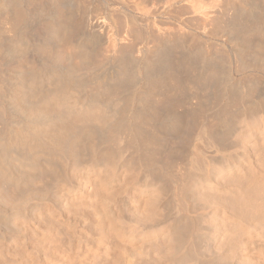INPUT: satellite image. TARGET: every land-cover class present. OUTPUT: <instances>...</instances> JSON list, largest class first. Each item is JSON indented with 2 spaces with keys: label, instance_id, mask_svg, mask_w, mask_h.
<instances>
[{
  "label": "rangeland",
  "instance_id": "374dc122",
  "mask_svg": "<svg viewBox=\"0 0 264 264\" xmlns=\"http://www.w3.org/2000/svg\"><path fill=\"white\" fill-rule=\"evenodd\" d=\"M72 1L73 0H68V2L71 3ZM121 1L122 0H86V2H88L87 6V4L84 3L85 0H82L83 4L86 5V7L91 8L93 5V7L95 6L94 8L98 9L97 11L95 9L93 11L94 13L92 12L94 8L92 7V10L90 9V13H93L92 15L90 14V18L91 20L95 21V19L98 18V16L96 18L95 16L100 15V19L98 20L104 21L102 23L105 24L106 35L112 34L111 32L109 33V31H114V28H112V30H109L111 29V26L113 27L109 14L114 13L116 16L115 18H117V16L119 17V19H116L118 22V27L120 26L118 30L119 38H123L122 40L120 39L119 42V44L122 45H119V48H117V51H115V53H117V56H113L114 52L108 53L106 47L103 48L104 46H106L105 43V45L97 44L96 46V43H99L97 37L100 31L98 30V28L93 29L95 30L96 35L94 33H92L91 36H81L82 34H77L78 37L76 36L74 40V47L71 48V45L69 46V44L62 46V48H60L61 53L56 54V56H54L55 53L53 52V48L56 44L54 40H58V37H60V35H63L62 33H51L50 36L53 37L47 35L49 38L46 36L44 38L45 41L43 39L44 42L43 44H40L41 47L37 44V39H34V37H36L35 33H33L35 22L32 20L27 22L28 24L23 23L20 27L24 29L22 32L24 33L23 35L21 34V30H19L20 32H16L17 34L20 33V35L14 34L15 31L14 33H10H13V38L17 37V41L19 42V44H17L16 41L15 46L14 43H10L12 45L7 43L8 46L6 44V46L10 48L12 46V48H9V50L11 51V53H13H7L6 57L3 55L4 57L2 60L5 62H3L4 64H0V79L2 80H0V139L2 141H0V171H2L0 172V264H117L118 259H120V256L122 255V253L120 254V252L123 249L124 244L129 243V245H131V241L128 242L129 239L123 240L121 235L117 236V234H120L119 229L116 230V228H118V225H116L117 223L113 224V221H110L109 219H103V222V220L100 221V219L95 216L96 214L92 205L93 203L90 205L93 197L90 196L91 194H89L93 191H99L100 193L105 191L104 193L108 194L112 193L113 191L112 195L116 194V196L114 195L116 199V206L119 210V213H121L120 222L122 224L124 223L123 225H126L125 227H127V225H130V223L140 224L138 230H135V234L138 238H140V241L144 242L145 250L149 248V253L142 259L139 258V263L135 264H264V166H262V164L264 165V157H262L264 155V148H262V146L264 147V123L259 120L261 123L260 124L257 121V115L259 114V105L260 103L261 105L264 104V49H260V51L258 50L259 44L261 42L263 43L264 41L263 35L258 34L262 33L260 32V28L264 27V0H247L248 4H244L240 0H216L217 2H220V4H223L221 5L224 7H222V10H220L221 6L219 3L214 2V4L212 5L213 0H206V3H209H207L208 6L211 3V8L209 6L210 9H208L206 3L203 2L204 0H201L199 2H203L205 3V6H207L205 10L206 15L211 16L214 14L212 16L213 20L211 19V17L209 18L211 20V23L208 22L209 20H205V11L203 14L202 12H200V14L204 17L200 16V14L198 13L200 10L198 9L196 10L200 17H198L196 11L194 13L192 12L194 11V9L192 8H195V6L199 3L197 0H188V2L186 0L187 5L185 0H175V2H173L174 6L172 4L173 9L170 6L171 9H165V11L162 8L164 6L161 5L166 2L165 0V2L162 0V3H160L161 0H145V4L141 0H133L131 1V4H128L129 1L127 0L128 3L125 2V4H128L129 7L126 5H122ZM134 1L136 2V4L141 1L142 4L136 5L133 3ZM229 1L234 3H231L230 5ZM193 2H197L195 3L196 5L193 4ZM175 3L178 4L176 7ZM156 4H158V6ZM181 4L183 5L181 6ZM120 5L122 6L123 10L120 8ZM133 5L135 6L133 7ZM159 5H161V7ZM202 5L198 8L204 7ZM216 5H219L220 8L218 6L217 7L219 9L216 8ZM242 5V10H240L239 7H241ZM245 5L248 7H246ZM149 6L151 8H148ZM155 6L157 8H155ZM174 7L175 9L177 8L176 11ZM108 8V13L111 12L109 14H107ZM112 8L116 9L112 10ZM187 8H189L190 10H186ZM137 9H139V11ZM181 9L185 10V12ZM116 10L120 12H115ZM236 10H239L240 12ZM159 11H161V13H159ZM201 11H203V8ZM248 11H250V14L248 13ZM146 12L149 13L147 14ZM208 12L209 14H207ZM128 13L131 14L129 15ZM192 13L196 15H192ZM236 13H239L238 17ZM240 13L242 15H240ZM217 14H221L220 17H218ZM245 14L248 16H245ZM260 14L262 16V19L260 18ZM134 15L136 17H134ZM250 15L253 16V21L250 19H248V21L246 19L248 17L251 18ZM195 16L196 19L194 18ZM240 16L242 17V20L240 22H244L243 19L245 18V20H247V22L249 23H247L246 21L245 22L248 25L250 24L251 29H253L250 30L251 32L249 31L250 34L252 33L251 35L249 33H246V35L249 36V39L248 37H245V30L243 29L242 31V27H239L238 25ZM132 17L136 19L134 21L135 23H133L134 25H132L133 27L135 26L134 29H132V23H129L132 22ZM200 18H204V21H201ZM229 18L231 21L229 20ZM232 18L235 19V22ZM258 18L263 22V25L262 22L258 20ZM236 19L238 20L237 22ZM139 20L141 22H139ZM152 20L155 22H153ZM168 20L171 21L169 22ZM150 21L155 24L153 25ZM205 21L208 23L207 27H205L204 29L202 27L206 26ZM232 21L236 24V26L234 25V23H231ZM108 22L111 24V26L110 24H108ZM252 22L254 25L252 24ZM106 23L108 24V27ZM141 27H143L144 29H142ZM210 27H212L211 30L209 29ZM162 29L167 31V34L169 33L168 36L167 34H164L165 31L162 32ZM256 29L257 31L259 30L258 33L257 31L255 32ZM161 33L163 35H159ZM240 33L244 34L241 35ZM54 34L55 37L57 36V39L54 37ZM24 35L25 38H23ZM93 35H95V37ZM20 36H22V38ZM84 36L86 38H84ZM238 36H240L241 38ZM261 36L263 37L262 41ZM80 38H82L83 41L79 40ZM94 38L97 42L95 40L93 41H95L96 43L91 41ZM32 39L34 41V44ZM76 40H78L79 42L82 41L83 43H80H82L83 46L85 45L86 48L85 46H81L80 48V43ZM89 40L92 43H90ZM85 41L86 44H84ZM242 41L245 43V47ZM20 43L22 44V46ZM163 43L165 45H163ZM24 44L26 45L24 46ZM161 44L162 46H164L161 47V49H165V46L167 48L166 50H163L162 53L166 54L164 51H169V53L171 52L172 54H170V57L172 58V63L174 64L173 67L176 66L174 69L175 73L172 74L173 76H170L168 78L169 81L167 83H170V86L167 84V88L161 87V89L163 88V90L164 88L166 89L164 91L157 88L159 93L163 92V95H159L157 90L154 91L155 88H151L154 87V85H152L154 83L153 80H150V76L147 75H151V72L154 70V62L157 60L155 57H153V55L155 56V52L153 54L151 53L155 48L157 49V47L161 46ZM151 46H155V48L153 49V47ZM222 46H225L223 47L224 49L222 48ZM66 47L68 48V50L70 49V55L65 52L67 51ZM257 47L258 49H256ZM17 48L19 49V51ZM21 48H24L25 51ZM63 48L65 50H63ZM74 48H76L77 50ZM145 48L148 50H145ZM253 48H255L256 50H253ZM13 49H15L16 52H14L15 50ZM48 50H50V53L48 52ZM104 50L106 51L104 52ZM146 51H149L148 53L150 54H147ZM24 52L26 54H24ZM52 52L53 55L51 54ZM21 53L23 54V56L21 55ZM14 55L18 56L14 57ZM24 56H26L27 58ZM41 56H43L44 58ZM239 56L241 57V59L239 58ZM18 57L19 60L21 58H26L27 60H29L28 63L31 61L30 64L32 63L31 66L33 65V67L29 66L28 64L30 69L28 66V70H24L25 68L20 69L19 64L18 67L16 64L18 62H15L14 60ZM127 59L129 63L127 62ZM151 60L154 62H152ZM241 60L243 61L241 62ZM147 61H149V63L152 62L150 63L152 65V70H148V68L150 69V64H147ZM173 61H175L176 63ZM238 61H240V63ZM95 63L99 67L96 66ZM241 63L243 64L240 65ZM46 64L47 68H45ZM136 64L137 66H139L136 67ZM161 64H163V62H161ZM42 65L45 66V69ZM118 65H122L119 66L121 68L123 67V65L124 67L121 69L118 67ZM243 65L245 66V68H243ZM87 66L89 68H87ZM128 66L130 67V69ZM131 67L133 69H136L133 70ZM157 67L160 68V65H157ZM211 67L213 70L211 69ZM145 68H147L148 71ZM120 69H124V71L125 69L126 71L128 70V76L131 74V72L134 73L129 77L126 75L122 80H120L121 78L118 79V82L116 75L118 71H121ZM160 69L161 71H164V69ZM43 70L45 71V74L42 73ZM50 70L54 72H51ZM55 70L60 75H56L57 73H55ZM62 70L64 72H62ZM19 71H21L23 74L21 72L19 73ZM38 72L41 74H39ZM111 73L113 76L110 75ZM35 74H38L37 77ZM53 74H55L56 76ZM100 74L102 76H105L102 77ZM107 74L108 76H106ZM95 76H98V78L96 77L98 80L96 78H93ZM99 78L102 83L100 82ZM103 78H105L104 80L107 81H104ZM65 80L66 82H64ZM149 80V83L152 82V84H149L147 82ZM62 81L64 83H62ZM108 81L110 82V85ZM171 81L175 82L172 83ZM67 83H72L71 85L73 87L70 84L65 86ZM63 85L67 90H64L65 88L63 87ZM68 86L71 87L68 89ZM112 86H114V88H116L117 86L120 91L119 89L118 91L115 90V92H113L114 90L111 91L113 89ZM251 87L253 92L251 90ZM55 89L57 90L55 91ZM166 91L167 93H165ZM237 98L241 100V102ZM38 104H40L41 106ZM43 106L44 109L46 107L47 109L44 110V112L42 110V114L40 113L41 110L38 109V107ZM226 110L229 113H226ZM46 111L48 113H46ZM65 113H68V117ZM224 113H226V115L228 114L229 118L224 115ZM222 115L224 119L220 118L222 117ZM61 116H65L70 120L72 119V121L74 120V123L76 122V124H74L70 128L72 132H69V129V133H67L68 135L70 134L72 136L69 135L68 138L66 136V139L68 140L65 141V147L69 146L68 148L58 149L59 151H54V154L52 152H48L50 155L48 153L47 155L45 153H41L45 151H41L37 154V151L39 152L40 150L35 147L32 149L30 148L31 150H26V148L22 146L21 149L18 146H13L12 149L11 146V151L9 149L7 150V147H4V138H6V135H9L12 130L20 127L22 129H27L31 127L36 128V126H48V124L46 123L50 122L51 125L54 122L52 120H57ZM93 116L95 118H93ZM77 119H79V122L77 121ZM220 119L222 123L220 122ZM222 119L225 122H223ZM256 122L257 124H260H258L259 127L257 126ZM53 124L51 126H48L49 130L53 129L51 128L52 126L55 127V124ZM201 124L212 125L214 126V128H216L214 131H216L215 136L219 149H217L218 152H216L217 150L215 149H207L208 151L206 150V155L210 157L212 156L211 158H213V162H215L213 163L214 165H212L214 166V171L212 172V167H210V175H207L206 171L203 170L200 174L197 173L199 177L196 174L197 176L195 178H193L192 176L190 178V176H187L189 175L188 172H186L188 171V160L191 156L190 150H192L191 147L193 148V144H196L195 138L200 131V127L202 126ZM222 124L224 125L221 127ZM154 126L156 129L154 128ZM149 128H151L150 131ZM218 128L220 130H218ZM135 129H137V132H135ZM142 130L143 132H145V134L149 136L152 135L151 137H153V140L151 141L148 137L143 135ZM74 132L77 133L75 134ZM138 132H140V134L142 135L140 136ZM72 133L75 135H73ZM135 135L138 137L136 138ZM191 139H193L194 142ZM173 143L176 145H174ZM253 143L255 144L253 145ZM186 144L188 146H186ZM4 148L8 153L5 152ZM58 152L61 155L58 154ZM257 154H259L261 158H263L261 164V159L259 158L260 156ZM227 157L229 158V160ZM35 159L37 160V162ZM225 160L229 162L231 161L232 167L237 170V173L235 170L234 172L233 169L224 170L223 168H221V166L226 165ZM250 162L253 166H251ZM253 162L256 163L253 164ZM257 162L259 167L257 165ZM219 163L221 165H219ZM222 163H225V165ZM254 165H256L257 167H254ZM218 166L219 170L217 169ZM247 167H250L251 171L250 169L248 170ZM252 168L254 170L253 173ZM44 171L47 173H45ZM242 172L244 173L242 174ZM246 172H251V174L253 175L251 176L250 173L247 175ZM181 173H185L183 174L184 176L182 179ZM237 174L242 177V179L244 177L245 178L242 180L238 176L239 179L237 180ZM241 174L244 177L241 176ZM201 175L205 176L203 177L204 179ZM245 175H247L248 178H246L247 176ZM234 177L237 181L233 179ZM179 180H182L181 182L185 184V188L183 184V187L181 186V182ZM204 180L206 182H204ZM238 181H240L241 183ZM251 182L253 183L251 184ZM259 182H263V185H261L262 183ZM258 183L259 186L257 185ZM256 190L257 193L255 192ZM225 191H227L230 195L227 192L225 193ZM241 192L242 194H244H240V196L239 193ZM255 193L257 196L254 195ZM245 194H248L249 197H257V199L254 198V201L252 200L253 197H251V209L255 210L256 212L253 210L247 211L248 213L250 212L248 216L247 212L241 213L240 209L242 208H240V206H238L237 204L238 202H240L239 199H242L243 205H245L244 203L246 201V198L248 197V195L246 197ZM232 198L234 199L233 201ZM92 201L94 202V200ZM145 201H149L148 207L146 208L147 211L145 210L146 212H141L138 206L141 202ZM227 202H229V204ZM257 211L260 213H258ZM254 212L256 213V215H254ZM251 214L253 215V217ZM239 215L242 217H240ZM243 215L245 217H248H246L248 223L246 219L244 221ZM239 219L240 221L243 220L244 223H246L245 227L239 225ZM49 220L50 225L55 222L54 225L57 224L56 226L58 227L56 228H60L61 231L57 230L58 233L53 232V229L50 227L49 223H47ZM232 222L234 224L237 223L239 226L234 225ZM248 224L251 225L249 226ZM36 225L38 227H36ZM109 225H111V227ZM39 226L40 229H42L43 233L41 232V230H39L40 232L37 231V228H39ZM247 226L248 228H246ZM33 227H35V229ZM241 227L244 230L240 231L239 233V229L241 230ZM101 228L104 230L103 233L101 232L103 231ZM49 229H52V232L47 236V232L49 231ZM234 230L237 231V233L234 232ZM105 234L108 235L106 236ZM230 234H233L234 236L230 237ZM117 243H119L122 247ZM126 245L129 246L128 244ZM71 258L73 259L71 260ZM138 260L136 262H138ZM120 261L118 264H126L125 262H123V260L121 262Z\"/></svg>",
  "mask_w": 264,
  "mask_h": 264
},
{
  "label": "bare ground",
  "instance_id": "6f19581e",
  "mask_svg": "<svg viewBox=\"0 0 264 264\" xmlns=\"http://www.w3.org/2000/svg\"><path fill=\"white\" fill-rule=\"evenodd\" d=\"M71 1V0H70ZM84 1V0H83ZM116 1V0H115ZM128 1H129V3H128ZM122 0L121 2V4L122 5H126L125 4V2L126 3H128V4H131V1H133V0ZM144 4H145V0H141ZM139 2V3H137L136 4V2L134 1L133 3L134 4H136V5H140V4H142V2ZM145 1V2H144ZM149 1V0H148ZM157 1V0H156ZM155 1V2H156ZM164 1V0H163ZM166 1V2H165ZM164 2L165 3H163V4H165V5H163V4H161L162 6H164V7H162L163 8V10L165 11V9H168V10H170L173 6H174V4H173V2H175V0H165ZM177 1H179V0H177ZM192 1V0H191ZM198 2L199 1H201V0H197ZM203 1V0H202ZM208 1V0H207ZM210 1H212V0H210ZM209 1V2H210ZM217 1H220V0H217ZM216 0L214 1L213 0V3H212V5L214 4V2H216V3H219L220 4V2H217ZM222 1V0H221ZM223 1H225V0H223ZM228 1V0H227ZM231 1V0H230ZM229 1V2H230ZM240 1H242L244 4H248V1L247 0H240ZM262 1V0H261ZM104 2V1H103ZM110 2V1H109ZM159 2V1H158ZM157 2V3H158ZM185 2H186V0H185ZM187 2H188V0H187ZM187 2H186V5H187ZM203 2H205L206 3V0H204ZM203 2H199L198 3V5H196L195 3H197V2H193V4H195L196 6H195V8H192V9H194V11H192L193 13L196 11V14L198 15V17H204V16H206V17H204L205 18V20L206 21H208V22H210L211 20L209 19L210 17H211V19L213 20V18H212V16L214 15H211V13H210V15L211 16H208V15H206V7L208 6V4L206 3V5L207 6H205V3H203ZM237 2H239V1H237ZM84 3H88V2H86V0H85V2ZM106 3V2H105ZM132 3V4H133ZM160 3H162V0L160 1ZM177 3V2H176ZM175 3V7L178 5V4H176ZM180 3V2H179ZM183 3V2H182ZM191 3V2H190ZM200 3H201V5L202 6H204V7H202L203 8V11H201L202 10V8H198L199 6H201L200 5ZM215 3V4H216ZM231 3H234V2H230V5H231ZM128 4L126 5V6H128ZM153 4V3H152ZM172 4H173V6H172ZM185 4V3H184ZM192 4V5H193ZM239 4V3H238ZM242 4V3H241ZM243 4V5H244ZM147 5V4H146ZM157 6H158V4H156ZM161 5H159L160 7H161ZM183 4H181V6H182ZM185 5V6H186ZM210 5H211V3H210ZM209 5V6H210ZM221 5H223V4H220V6ZM243 5L241 6V7H239L240 8V10H242L241 8L243 7ZM257 5H259V4H257ZM260 5H262V4H260ZM87 6H88V4H87ZM121 6V5H120ZM135 5H133V7H134ZM170 6H171V8H170ZM194 6V5H193ZM209 6H208V9H210L211 8V6H210V8H209ZM220 8V6L219 5H216V8H218V7ZM234 6H235V4H234ZM233 6V7H234ZM240 6V5H239ZM246 6V5H245ZM244 6V7H245ZM253 6V5H252ZM256 6V5H255ZM91 7V6H90ZM92 7H93V5H92ZM91 7V8H92ZM95 7V6H94ZM93 7V8H94ZM96 7H97V5H96ZM110 7V6H109ZM129 7V6H128ZM175 7H174V9H175ZM179 7H180V4H179ZM222 7L223 6H221V8H220V10H222ZM238 7V6H237ZM246 7H248V6H246ZM257 7V6H256ZM91 8H89V7H86V5H84L83 4V2H82V0H73L72 1V3L71 2H68V0H0V64H4L3 62H5V61H3L2 59H3V57L5 56L6 57V54L8 53L9 54V52L11 53V51L9 50V48L10 47H7L8 46V44H10V43H14V46L16 45L15 44V41H16V43L17 44H19V42L17 41V37H15V38H13L12 36H13V33H14V31H15V33L14 34H17L16 32H20L19 30H21V34L23 35L24 33H22L23 32V30L24 29H22V28H20L21 26H22V24L24 23V24H26L27 22H29L30 20H32V21H34L35 22V25H34V32L33 33H35V35H36V37H34V39L36 38L37 39V44L38 45H40V44H43V42L45 41V37L47 36V35H49L50 36V34L52 33H59V34H63V35H60V37H58L59 39L58 40H54L56 37H55V34H54V42H56V44H55V46H54V50H53V52L55 53V55L54 56H56V54H59V53H61L60 51H61V49L60 48H62V46H65V45H68L69 44V46L71 45V48H73L74 47V40H75V38H76V36H77V34H82L81 36H83V35H85V36H91V34L92 33H94L95 34V30H93V29H95V28H98V30L100 31H98L97 29V31L99 32V35H98V37H97V39H98V42L99 43H96L97 41L95 40V38L94 39H92L91 41H93V40H95V41H93L94 43H96V46H97V44H106V46H104L103 47V45H102V47L103 48H105L106 47V50L108 51V53H112V52H114V54H113V56L115 55V56H117L116 54L117 53H115V51H117L116 49L117 48H119L118 46L120 45L119 44V42H120V39L122 40V38L120 37L119 38V27H118V22H117V18L119 19V17L117 16V18H115L116 16H115V14L114 13H111V12H109V13H111V14H109L108 13V10H109V8L107 9V14H109V17H110V19H111V22H112V24H113V27L111 26V24L108 22V24H110V28L111 29H109V30H112V28H114L113 30V32L112 31H109V33L111 32L112 34H110V35H106V32H105V24H103L102 22H104V21H99L98 19H100V15H96L95 16V18L98 16V18L97 19H95V21L94 20H91V16H90V12H91ZM111 8V7H110ZM117 8V7H116ZM115 8V9H116ZM121 9H122V6L120 7ZM125 8V7H124ZM136 8V7H135ZM148 8H151L150 6L148 7ZM153 8V7H152ZM155 8H157L156 6H155ZM182 8V7H181ZM184 8V7H183ZM189 8H190V6H189ZM189 8H187L186 10H190ZM205 8V9H204ZM213 8V7H212ZM218 8V9H219ZM224 8V7H223ZM260 8V7H259ZM263 8V7H262ZM91 9V10H90ZM96 8H94L93 10H92V12L95 10ZM100 9V8H99ZM114 8H112V10H115ZM173 9V8H172ZM177 9V8H176ZM176 9H175V11H176ZM180 9V8H179ZM196 9H198V10H200L198 13L200 14V12H202V14L204 13V11H205V14H204V16L203 15H201L200 14V16H199V14L197 13V10ZM214 9V8H213ZM213 9H211V10H213ZM264 9V8H263ZM48 10H49V12H48ZM98 9H96V11H97ZM123 10V9H122ZM135 10V9H134ZM138 11H139V9H137ZM167 10V11H168ZM181 10H183V9H181ZM224 10V9H223ZM245 10V9H244ZM250 10V9H249ZM258 10V9H257ZM260 10H262V9H260ZM101 11V10H100ZM99 11V12H100ZM144 11V10H143ZM174 11V12H175ZM178 11V10H177ZM184 12H185V10H183ZM183 11H182V13H183ZM218 11V10H217ZM236 11H239V10H236ZM98 12V13H99ZM115 12H120V11H118V10H116ZM129 12V11H128ZM173 12V13H174ZM180 12V11H179ZM191 12V11H190ZM224 12V11H223ZM240 12V11H239ZM246 12V11H245ZM250 11H248V13H249ZM256 12H258V11H256ZM33 15H32V14ZM94 13V12H93ZM92 13V14H93ZM97 13V12H96ZM95 13V14H96ZM102 13V12H101ZM100 13V14H101ZM142 13H144V12H142ZM147 13V12H146ZM149 13V12H148ZM147 13V14H148ZM157 13V12H156ZM159 13H161V11H159ZM168 13V12H167ZM171 13V12H170ZM188 13V12H187ZM192 13V15H196V14H193ZM244 13V12H243ZM247 13V12H246ZM91 14V15H92ZM94 14V15H95ZM126 14V13H125ZM129 14V13H128ZM127 14V15H128ZM131 14V13H130ZM129 14V15H130ZM158 14V13H157ZM156 14V15H157ZM163 14V13H162ZM169 14V13H168ZM167 14V15H168ZM185 14V13H184ZM207 14H209V12L207 13ZM237 14V13H236ZM235 14V15H236ZM250 14V13H249ZM262 14V13H261ZM261 14H260V18L262 17L261 16ZM133 15V14H132ZM155 15V14H154ZM159 15V14H158ZM166 15V16H167ZM171 15V14H170ZM175 15H176V13H175ZM192 15H191V17H192ZM218 15V14H217ZM221 15V14H220ZM220 15H218V17H220ZM240 15H242L241 13H240ZM244 15V14H243ZM253 15V14H252ZM252 15H250L251 16V18L250 17H248V18H246L247 20L248 19H250V20H252L253 18V16ZM256 15V14H255ZM163 16V15H162ZM187 16H188V14H187ZM239 16V13L237 14V17ZM245 16H248V15H246L245 14ZM134 17H136L135 15H134ZM145 17V16H144ZM153 17V16H152ZM155 17H157V16H155ZM175 17V16H174ZM197 17V18H198ZM231 17V16H230ZM244 17V16H243ZM255 17V16H254ZM138 18V17H137ZM161 18V17H160ZM178 18V17H177ZM187 18V17H186ZM195 19H196V16L194 17ZM204 18H200V20L202 21H204ZM224 18V17H223ZM241 18V19H240ZM263 18H264V16H263ZM93 19V18H92ZM127 19V18H126ZM146 19V18H145ZM155 19H158V18H155ZM188 19V18H187ZM233 19V18H232ZM257 19V18H256ZM255 19V20H256ZM262 19V18H261ZM104 20V19H103ZM136 19H134L133 17L131 18V21L132 22H129L130 24H131V26L132 25H134L133 23H135L134 21H135ZM140 20H141V17H140ZM139 20V22H141ZM154 20V19H153ZM152 20V21H153ZM179 20V19H178ZM229 20H230V18H229ZM229 20H226V21H229ZM242 20V17L240 16L239 17V21L236 19V22L238 21V25H239V27H242V31H243V29L245 30V37H248V39H249V36H247L246 35V33H249V31L250 30H253V29H251V26H250V24L248 25L247 23H249V22H247V20H245V18L243 19L244 20V22L242 21V22H240ZM254 20V19H253ZM252 20V21H253ZM258 20H259V18H258ZM92 21H94V22H92ZM130 21V20H129ZM145 21V20H144ZM169 22L171 21V20H168ZM193 21V20H192ZM199 21V20H198ZM205 21V23H206V26H204V27H202V28H204L205 29V27H207V23L208 22H206ZM231 21V20H230ZM233 21L235 22V19H233ZM231 22V23H234V22ZM249 21V20H248ZM259 21H261V20H259ZM258 21V22H259ZM148 22V21H147ZM151 22V21H150ZM153 22H155V21H153ZM158 22V21H157ZM161 22V21H160ZM159 22V23H160ZM191 22V21H190ZM262 22V21H261ZM260 22V23H261ZM264 22V21H263ZM263 22H262V25H263ZM123 23V22H122ZM137 23V22H136ZM152 23V22H151ZM184 23V22H183ZM195 23V22H194ZM200 23V22H199ZM211 23V22H210ZM215 23V22H214ZM230 23V24H231ZM241 23H242V25H241ZM244 23V24H243ZM28 24V23H27ZM108 24L106 23V25H107V27H108ZM120 24V23H119ZM129 24V25H130ZM149 24V23H148ZM153 24V23H152ZM155 24V23H154ZM153 24V25H154ZM187 24H189V23H187ZM201 24V23H200ZM213 24V23H212ZM252 24H253V22H252ZM251 24V25H252ZM258 24V23H257ZM159 25V24H158ZM161 25V24H160ZM193 25H195V24H193ZM198 25V24H197ZM205 25V24H204ZM228 25V24H227ZM234 25L236 26V24L234 23ZM254 25V24H253ZM252 25V26H253ZM261 25V24H260ZM260 25H258V26H260ZM261 25V26H262ZM123 26V25H122ZM121 26V27H122ZM126 26V25H125ZM152 26V25H151ZM162 26V25H161ZM166 26V25H165ZM186 26V25H185ZM188 26V25H187ZM212 26V25H211ZM258 26H256V27H258ZM133 27V26H132ZM135 27V26H134ZM134 27L132 28V29H134ZM144 27V26H143ZM143 27H141L142 29H144ZM149 27V26H148ZM160 27V26H159ZM182 27V26H181ZM195 27V26H194ZM197 27V26H196ZM263 27V26H262ZM161 28V27H160ZM167 28V27H166ZM201 28V27H200ZM238 28V27H237ZM121 29V28H120ZM126 29V28H125ZM165 29V28H164ZM208 29V28H207ZM210 30L212 29V27H210L209 28ZM258 29V28H257ZM257 29L255 30V32L257 31ZM28 30V29H27ZM61 30H63V31H61ZM93 30V31H92ZM122 30V29H121ZM127 30V29H126ZM169 30V29H168ZM209 30V31H210ZM163 31H165V30H163L162 29V32ZM208 31V30H207ZM206 31V32H207ZM237 31V30H236ZM11 32H13L12 34H10ZM124 32V31H123ZM122 32V33H123ZM144 32V31H143ZM152 32V31H151ZM157 32V31H156ZM167 31H165V33L164 34H167L166 33ZM178 32H179V30H178ZM205 32V33H206ZM212 32V31H211ZM251 32V31H250ZM259 32V30L257 31V33ZM260 32H262V33H258V34H262L263 35V37H264V27L263 28H260ZM176 33V32H175ZM184 33V32H183ZM243 33V34H244ZM19 35H20V33H18ZM17 34V35H18ZM124 34V33H123ZM138 34V33H137ZM136 34V35H137ZM169 34V33H168ZM168 34H167V36H168ZM186 34V33H185ZM207 34H209V33H207ZM212 34V33H211ZM241 34V33H240ZM243 34H241V35H243ZM250 34V33H249ZM252 34V33H251ZM250 34V35H251ZM56 35H58V34H56ZM96 35V34H95ZM95 35H93L94 37H95ZM122 35V34H121ZM159 35H163L162 33L161 34H159ZM254 35V34H253ZM29 36V35H28ZM27 36V37H28ZM80 36V37H81ZM84 36V38H86ZM125 36V35H124ZM127 36V35H126ZM165 36V35H164ZM21 38H22V36H20ZM48 37V36H47ZM50 37H53V36H50ZM78 37V36H77ZM151 37V36H150ZM238 37H240V36H238ZM258 37H260V36H258ZM262 36H261V41H262V38H263ZM23 38H25V35H24V37ZM49 38V37H48ZM93 38V37H92ZM124 38H126V37H124ZM140 38V37H139ZM241 38V37H240ZM43 39H44V41H43ZM57 39V38H56ZM89 39H90V37H89ZM158 39V38H157ZM247 39V40H248ZM79 40H82V38H80ZM84 40H88V39H84ZM152 40V39H151ZM246 40V41H247ZM31 41V40H30ZM32 41H33V39H32ZM48 41H50V40H48ZM77 42H79L78 40H76ZM75 41V42H76ZM83 41V40H82ZM82 41H80V42H82ZM158 41V40H157ZM260 41V40H259ZM260 41V42H261ZM51 42H52V40H51ZM53 42V43H54ZM76 42V43H77ZM79 42V43H80ZM89 42H90V40H89ZM150 42V41H149ZM243 42V41H242ZM8 43V44H7ZM78 43V44H79ZM83 43V42H82ZM82 43H80V48H81V46L82 47H84L83 46V44ZM90 43H92V42H90ZM122 43V42H121ZM158 43H160V42H158ZM162 43V42H161ZM174 43V42H173ZM241 43V42H240ZM244 43V42H243ZM258 43V42H257ZM263 43H264V41H263ZM262 42L259 44V49H258V47L256 48V49H258L259 51H260V49H264V44H263ZM6 44H7V46H6ZM21 44V43H20ZM29 44V43H28ZM33 44H34V41H33ZM46 44V43H45ZM50 44V43H49ZM84 44H86V41H85V43ZM104 44V45H105ZM175 44V43H174ZM173 44V45H174ZM247 44V43H246ZM10 45H12V44H10ZM26 44H24V46H25ZM37 45V46H38ZM76 45V44H75ZM91 45V44H90ZM122 45V44H121ZM120 45V46H121ZM160 45V44H159ZM163 45H165L164 43H163ZM222 45V44H221ZM243 45V44H242ZM249 45V44H248ZM253 45V44H252ZM21 46H22V44H21ZM20 46V47H21ZM28 46V45H27ZM45 46V45H44ZM156 46V45H155ZM155 46L153 47V46H151V47H153V49L155 48ZM177 46V45H176ZM176 46H175V48H176ZM180 46H181V43H180ZM211 46V45H210ZM18 47V46H17ZM20 47H19V49H20ZM33 47V46H32ZM40 47H41V45H40ZM93 47V46H92ZM95 47V46H94ZM101 47V48H102ZM150 47V46H149ZM157 47V46H156ZM161 47H164V46H162V44H161V46H159V47H157V49L154 51H152V53L151 54H153L154 52H155V56L153 55V57H155L156 59V61L154 62V61H152V62H154L155 63V67L153 66V68H154V70L151 72V75L150 74H147V75H149L150 76V80H153V83L154 84H152V82L151 83H149L150 82V80L149 81H147L149 84H152V85H154V87H151L152 89L153 88H155L154 89V91L155 90H157V88L158 89H161V87H166L167 88V84L170 86V83H167L169 80H168V78L170 77V76H173L172 74L173 73H175V67H173L174 66V64L172 63V58L170 57V54H172L171 52L169 53V49L167 50L168 52H166V51H164L166 54H163L162 53V51L163 50H166L167 48H166V46H165V49H161ZM223 47H225V46H222V48ZM244 47H245V43H244ZM11 48H12V46H11ZM10 48V49H11ZM13 48H16V47H13ZM25 48V47H24ZM24 48H21V49H23L24 50ZM35 48V47H34ZM39 48V47H38ZM65 48V47H64ZM63 48V50H65ZM67 48V47H66ZM70 48V47H69ZM77 48V47H76ZM76 48H74V49H76ZM85 48H86V46H85ZM97 48V47H96ZM98 48H100V47H98ZM102 48V49H103ZM148 48V47H147ZM247 48V47H246ZM18 49V48H17ZM19 49H18V51H19ZM40 49V48H39ZM78 49H79V46H78ZM124 49V48H123ZM150 49V48H149ZM174 49V48H173ZM224 49V48H223ZM255 48H253V50H254ZM255 49V50H256ZM13 50H15V49H13ZM77 50V49H76ZM93 50V49H92ZM106 50H104V52L106 51ZM121 50V49H120ZM145 50H148V49H146L145 48ZM152 50V49H151ZM151 50H150V52H151ZM171 50V49H170ZM177 50V49H176ZM215 50V49H214ZM246 50V49H245ZM249 50V49H248ZM17 51V52H18ZM25 51V50H24ZM37 51V50H36ZM35 51V52H36ZM50 50H48V52H49ZM69 51H70V49L68 50V48H67V51H65L66 53H68L69 54ZM91 51V50H90ZM144 51V50H143ZM226 51V50H225ZM263 51V50H262ZM261 51V52H262ZM14 52H16V50L14 51ZM20 52H23V51H20ZM53 52L51 53L52 55H53ZM94 52H95V50H94ZM94 52H92V53H94ZM97 52V51H96ZM103 52V53H104ZM147 52V54H150V53H148L149 51H146ZM177 52V51H176ZM207 52V51H206ZM246 52V51H245ZM13 53V52H12ZM11 53V54H12ZM37 53V52H36ZM42 53V52H41ZM50 53V52H49ZM87 53V52H86ZM89 53V52H88ZM98 53V52H97ZM189 53H191V52H189ZM201 53V52H200ZM199 53V54H200ZM228 53V52H227ZM18 54V53H17ZM24 54H26L25 52H24ZM39 54V53H38ZM67 54V55H68ZM119 54H120V52H119ZM145 54V53H144ZM262 54V53H261ZM260 54V55H261ZM4 55V56H3ZM21 55L23 56V54L21 53ZM28 55V54H27ZM26 55V56H27ZM40 55H42V54H40ZM70 55V54H69ZM98 55V54H97ZM164 55V56H163ZM236 55V54H235ZM259 55V56H260ZM16 56H18V55H14V57H16ZM21 56V57H22ZM26 56H24V57H26ZM29 56V55H28ZM37 56V55H36ZM57 56H59V55H57ZM130 56V55H129ZM163 56V57H162ZM172 56V55H171ZM188 56V55H187ZM256 56H257V54H256ZM10 57V56H9ZM12 57V56H11ZM19 57H20V55H19ZM19 57L17 58V59H14L15 60V62H18V63H16L17 64V67H18V64H19V68L20 69H24V70H28V67L29 66H31V64H30V62L28 63V61L29 60H27L26 58H21L20 60H19ZM41 57H43V56H41ZM40 57V58H41ZM105 57V56H104ZM107 57V56H106ZM110 57V56H109ZM111 57H112V55H111ZM178 57V56H177ZM181 57V56H180ZM264 57V56H263ZM13 58V57H12ZM36 58V57H35ZM44 58V57H43ZM68 58H69V56H68ZM108 58V57H107ZM115 58V57H114ZM123 58V57H122ZM126 58V57H125ZM149 58V57H148ZM217 58V57H216ZM224 58V57H223ZM239 58L241 59V57L239 56ZM261 58V57H260ZM33 59V58H32ZM39 59V58H38ZM56 59H57V57H56ZM109 59V58H108ZM107 59V60H108ZM117 59V58H116ZM119 59V58H118ZM193 59V58H192ZM191 59V60H192ZM262 59V58H261ZM17 60V61H16ZM30 60H31V58H30ZM59 60V59H58ZM71 60V59H70ZM78 60V59H77ZM81 60V59H80ZM110 60V59H109ZM108 60V61H109ZM130 60V59H129ZM147 60H149V59H147ZM174 60V59H173ZM179 60V59H178ZM194 60V59H193ZM225 60V59H224ZM1 61H2V63H1ZM41 61V60H40ZM39 61V62H40ZM54 61V60H53ZM84 61V60H83ZM91 61V60H90ZM89 61V62H90ZM124 61V60H123ZM139 61V60H138ZM182 61H184V60H182ZM235 61H236V59H235ZM243 60H241V62H242ZM34 62V61H33ZM87 62V61H86ZM93 62H94V60H93ZM95 62H97V61H95ZM122 62V61H121ZM126 62V61H125ZM127 62H128V59H127ZM135 62V61H134ZM152 62H150V63H152ZM161 62H163V64H161ZM173 62H175V61H173ZM179 62V61H178ZM181 62V61H180ZM239 63H240V61H238ZM264 62V61H263ZM7 63V62H6ZM10 63V62H9ZM8 63V64H9ZM44 63H47V62H44ZM78 63V62H77ZM100 63V62H99ZM98 63V64H99ZM129 63V62H128ZM131 63V62H130ZM138 63V62H137ZM149 63V61H147V64H150ZM176 63V62H175ZM185 63V62H184ZM207 63V62H206ZM216 63V62H215ZM16 64H12V65H16ZM28 64H29V66H28ZM42 64V63H41ZM50 64V63H49ZM91 64V63H90ZM94 64V63H93ZM96 64V63H95ZM104 64V63H103ZM116 64V63H115ZM181 64V63H180ZM243 63H241L240 65H242ZM52 65H54V64H52ZM60 65V64H59ZM100 65H102V64H100ZM129 65V64H128ZM157 65H160V68H162V70L164 69V71H161V69L160 68H158L157 67ZM179 65V64H178ZM188 65V64H187ZM210 65V64H209ZM217 65V64H216ZM28 66V67H27ZM43 66V65H42ZM71 66H72V64H71ZM70 66V67H71ZM84 66H85V64H84ZM96 66H98L97 64H96ZM119 66H122V65H118V67ZM130 66V65H129ZM128 66V67H129ZM135 66V65H134ZM139 66V65H138ZM137 66V64H136V67H138ZM152 65L150 64V69L148 68V70H152V67H151ZM244 66V65H243ZM31 67H33V65L31 66ZM45 66H43V68H44ZM65 67V66H64ZM78 67H79V65H78ZM99 67V66H98ZM117 67V66H116ZM123 67H124V65H123ZM122 67V68H123ZM127 67V68H128ZM180 67V66H179ZM183 67V66H182ZM185 67H186V65H185ZM184 67V68H185ZM218 67V66H217ZM6 68V67H5ZM12 68V67H11ZM15 68H16V66H15ZM45 68H47V64H46V67ZM44 68V69H45ZM60 68H61V66H60ZM68 68V67H67ZM72 68H73V66H72ZM71 68V69H72ZM84 68V67H83ZM87 68H89L88 66H87ZM93 68V67H92ZM107 68V67H106ZM110 68V67H109ZM114 68V67H113ZM119 68H121V67H119ZM121 68V69H122ZM126 68V69H127ZM132 68V67H131ZM178 68V67H177ZM176 68V69H177ZM214 68V67H213ZM243 68H245V66L243 67ZM29 69H30V67H29ZM39 69H40V67H39ZM52 69H53V67H52ZM51 69V70H52ZM69 69V68H68ZM94 69V68H93ZM111 69V68H110ZM120 69V70H121ZM126 69H125V71H124V69L123 70H121V71H118L117 72V75H116V77H117V80L118 79H120V80H122L126 75L128 76V70L126 71ZM129 69H130V67H129ZM133 69V68H132ZM136 69V68H135ZM135 69H133V70H135ZM138 69V68H137ZM146 70H147V68H145ZM166 69V70H165ZM211 69H212V67H211ZM19 70V69H18ZM42 70V69H41ZM50 70V71H51ZM74 70V69H73ZM72 70V71H73ZM117 70H118V68H117ZM116 70V71H117ZM147 70V71H148ZM213 70V69H212ZM218 70V69H217ZM3 71V70H2ZM5 71V70H4ZM10 71V70H9ZM34 71V70H33ZM38 71V70H37ZM85 71V70H84ZM114 71V70H113ZM264 71V70H263ZM11 72V71H10ZM21 71H19V73H20ZM22 72H23V70H22ZM21 72V73H22ZM27 72V71H26ZM32 72V71H31ZM30 72V73H31ZM39 72H40V70H39ZM38 72V73H39ZM45 71L43 70V72L42 73H44ZM49 72V71H48ZM51 72H54V71H51ZM62 72H64L63 70H62ZM91 72V71H90ZM127 72V73H126ZM182 72V71H181ZM216 72V71H215ZM5 73V72H4ZM18 73V72H17ZM16 73V74H17ZM29 73V74H30ZM37 73V72H36ZM55 73H57V71L55 70ZM68 73H69V71H68ZM92 73H95V72H92ZM114 73V72H113ZM116 73V72H115ZM134 73V72H133ZM133 73L131 72V74L133 75ZM149 73V72H148ZM177 73V72H176ZM209 73V72H208ZM221 73V72H220ZM1 74V73H0ZM23 74V73H22ZM25 74V73H24ZM28 74V73H27ZM39 74H41V73H39ZM45 74V73H44ZM44 74H42V75H44ZM59 73H57L56 75H58ZM64 74V73H63ZM75 74V73H74ZM73 74V75H74ZM130 74V75H131ZM199 74H200V72H199ZM217 74H219V73H217ZM216 74V75H217ZM36 75V74H35ZM38 75V74H37ZM37 75H36V77H37ZM53 75H55V74H53ZM55 75V76H56ZM60 75V74H59ZM99 75V74H98ZM101 75V74H100ZM111 76H113L112 75V73L110 74ZM129 75V76H130ZM135 75V74H134ZM146 75V74H145ZM7 76V75H6ZM23 76V75H22ZM25 76V75H24ZM51 76V75H50ZM102 76V75H101ZM103 76H105V75H103ZM102 76V77H103ZM106 76H108V74L106 75ZM115 76V75H114ZM128 76V77H129ZM218 76V75H217ZM222 76V75H221ZM11 77V76H10ZM34 77V76H33ZM39 77V76H38ZM47 77H48V73H47ZM46 77V78H47ZM66 77H67V75H66ZM72 77V76H71ZM98 78V76H95V77H93V78ZM101 77V78H102ZM132 77V76H131ZM147 77V76H146ZM202 77V76H201ZM208 77V76H207ZM206 77V78H207ZM213 77V76H212ZM211 77V78H212ZM1 78H3V77H1ZM19 78V77H18ZM21 78V77H20ZM24 78V77H23ZM28 78V77H27ZM41 78V77H40ZM69 78V77H68ZM96 78V79H97ZM108 78V77H107ZM173 78V77H172ZM215 78V77H214ZM26 79V78H25ZM33 79V78H32ZM48 79V78H47ZM47 79H45V80H47ZM105 78H103V80H104ZM113 79H114V77H113ZM148 79H149V77H148ZM147 79V80H148ZM180 79V78H179ZM219 79V78H218ZM1 80V79H0ZM21 80V79H20ZM29 80V79H28ZM39 80V79H38ZM68 80V79H67ZM72 80V79H71ZM98 80V79H97ZM99 80H100V78H99ZM171 80V79H170ZM2 81V80H1ZM14 81H15V79H14ZM22 81H23V79H22ZM104 81H107V80H104ZM111 81V80H110ZM129 81V80H128ZM211 81V80H210ZM251 81V80H250ZM64 82H66V80L64 81ZM63 81H62V83H64ZM100 82H101V80H100ZM115 82V81H114ZM118 82H119V80H118ZM172 82V81H171ZM173 82H175V81H173ZM172 82V83H173ZM2 83V82H1ZM26 83V82H25ZM74 83V82H73ZM81 83V82H80ZM102 83V82H101ZM106 83V82H105ZM108 83H109V85H110V82L108 81ZM128 83H130V82H128ZM179 83V82H178ZM23 84V83H22ZM21 84V85H22ZM70 84V83H69ZM68 83L65 85V86H67V85H69ZM72 84V83H71ZM70 84V85H71ZM83 84V83H82ZM100 84V83H99ZM103 84H104V82H103ZM148 84V85H149ZM213 84V83H212ZM16 85V84H15ZM18 85V84H17ZM64 85H63V87H64ZM75 85V84H74ZM147 85V86H148ZM151 85V86H152ZM172 85V84H171ZM190 85V84H189ZM24 86V85H23ZM29 86V85H28ZM72 86V85H71ZM71 86H68V89L71 87ZM81 86V85H80ZM130 86V85H129ZM184 86V85H183ZM216 86V85H215ZM61 87V86H60ZM73 87V86H72ZM113 87V89L111 90V89H109V90H111V91H113V92H115V90H117L118 91V87L116 86V88H114V86H112ZM111 87V88H112ZM160 87V88H159ZM175 87V86H174ZM12 88V87H11ZM26 88V87H25ZM62 88V87H61ZM65 89L64 90H67L66 89V87H64ZM124 88V87H123ZM123 88H122V90H123ZM150 88V87H149ZM173 88V87H172ZM211 88V87H210ZM17 89V88H16ZM19 89V88H18ZM60 89V88H59ZM169 89V88H168ZM213 89V88H212ZM20 90V89H19ZM26 90V89H25ZM57 89H55V91H56ZM61 90V89H60ZM63 90V89H62ZM128 90V89H127ZM132 90V89H131ZM130 90V91H131ZM161 90H163V88L161 89ZM161 90H159V91H161ZM164 90H166L165 88H164ZM163 90V91H164ZM211 90V89H210ZM251 90H252V87H251ZM119 91H120V89H119ZM169 91V90H168ZM224 91V90H223ZM24 92V91H23ZM62 92V91H61ZM112 92V93H113ZM157 92H158V90H157ZM178 92V91H177ZM218 92V91H217ZM231 92V91H230ZM252 92H253V90H252ZM119 93V92H118ZM159 93V92H158ZM163 92H161V93H159V95L160 94H162ZM165 93H167V91L165 92ZM170 93V92H169ZM221 93H223V92H221ZM250 93V92H249ZM59 94V93H58ZM125 94V93H124ZM149 94V93H148ZM231 94V93H230ZM237 94V93H236ZM248 94V93H247ZM52 95H53V93H52ZM55 95H56V93H55ZM157 95V94H156ZM158 95V96H159ZM163 95V94H162ZM161 95V96H162ZM166 95V94H165ZM177 95V94H176ZM220 95V94H219ZM250 95V94H249ZM252 95H253V93H252ZM25 96V95H24ZM78 96V95H77ZM248 96V95H247ZM156 97V96H155ZM239 97V96H238ZM39 98V97H38ZM154 98V97H153ZM159 98V97H158ZM218 98V97H217ZM241 98V97H240ZM244 98V97H243ZM252 98V97H251ZM40 99V98H39ZM39 99H38V101H39ZM72 99V98H71ZM238 99V98H237ZM246 99V98H245ZM36 100V99H35ZM73 100V99H72ZM211 100V99H210ZM239 100V99H238ZM22 101V100H21ZM240 102H241V100H239ZM47 102V101H46ZM69 102V101H68ZM73 102V101H72ZM206 102V101H205ZM243 102V101H242ZM44 103V102H43ZM65 103V102H64ZM156 103V102H155ZM207 103V102H206ZM209 103V102H208ZM49 104V103H48ZM242 104V103H241ZM259 104V103H258ZM34 105V104H33ZM38 105H40V104H38ZM41 105H42V103H41ZM40 105V106H41ZM44 105V104H43ZM150 105H152V104H150ZM157 105V104H156ZM165 105V104H164ZM199 105V104H198ZM209 105V104H208ZM19 106V105H18ZM36 106V105H35ZM47 106V105H46ZM52 106V105H51ZM200 106V105H199ZM207 106V105H206ZM236 106V105H235ZM239 106V105H238ZM241 106V105H240ZM257 106V105H256ZM49 107V106H48ZM64 107V106H63ZM62 107V108H63ZM150 107V106H149ZM197 107V106H196ZM34 108V107H33ZM50 108V107H49ZM75 108V107H74ZM83 108V107H82ZM37 109V108H36ZM38 109H40L41 111H40V113H42V110H43V112H44V110H46L47 109V107L44 109V106L43 107H38ZM37 109V110H38ZM54 109V108H53ZM78 109V108H77ZM81 109V108H80ZM156 109H157V107H156ZM49 110V109H48ZM64 110V109H63ZM153 110V109H152ZM209 110V109H208ZM35 111V110H34ZM84 111V110H83ZM220 111H221V109H220ZM228 111H229V109H228ZM227 110H226V113H229ZM36 112H38V111H36ZM35 112V113H36ZM51 112V111H50ZM152 112V111H151ZM235 112V111H234ZM259 114L258 115H260V116H258L257 115V117H258V122L260 123V121L261 122H263L264 123V104L263 105H261V103H260V105H259ZM46 113H48L47 111H46ZM81 113V112H80ZM121 113V112H120ZM214 113V112H213ZM226 113H224V115H226ZM230 113H232V112H230ZM239 113V112H238ZM43 114V113H42ZM45 114V113H44ZM66 114V113H65ZM68 114V113H67ZM67 114H66V116H67ZM72 114V113H71ZM87 114V113H86ZM119 114V113H118ZM236 114V113H235ZM32 115V114H31ZM47 115V114H46ZM50 115V114H49ZM80 115V114H79ZM91 115V114H90ZM44 116V115H43ZM227 117L229 116L228 114L226 115ZM225 116V117H226ZM68 117V116H67ZM67 117H65V116H61V117H59L57 120L55 119V120H52V121H54L53 123L55 124V127H51V128H53L52 130H49L48 129V126H51L50 125V122H48V123H46V124H48V126H46V125H44L43 127L41 126H36V128L35 127H31V128H27V129H22L21 127L20 128H17V129H15V130H12V132H10L9 133V135L7 134L6 136V138H4L5 139V142L3 143L5 146L4 147H7V150L9 149L10 150V148H11V146H12V149H13V146L15 147H20V149L22 148V147H24V148H26V150H28V149H32V148H37V149H39L40 151L38 152L37 151V154L38 153H40L41 151H45V152H41V153H45V154H47L48 152H54V151H59L58 149H61V148H68V147H65V144H66V140H68V139H66V136H67V138H68V136L70 135H68L67 133H69V132H72L71 131V126H73L74 124H76V122L74 123L73 121H72V119L70 120V119H68ZM71 117V116H70ZM79 117V116H78ZM99 117V116H98ZM101 117V116H100ZM164 117V116H163ZM260 117V118H259ZM33 118V117H32ZM93 118H95L94 116H93ZM173 118V117H172ZM209 118V117H208ZM220 118H223L224 119V117H223V115H222V117H220ZM229 118V117H228ZM256 118V117H255ZM120 119V118H119ZM139 119V118H138ZM165 119V118H164ZM222 119V120H223ZM225 119H227V118H225ZM45 120V119H44ZM79 119H77V121H78ZM248 120V119H247ZM255 120V119H254ZM260 120V121H259ZM108 121V120H107ZM153 121V120H152ZM212 121V120H211ZM246 121V120H245ZM79 122V121H78ZM219 122V121H218ZM220 122L222 123V121H221V119H220ZM223 122H225L224 120H223ZM248 122V121H247ZM250 123H251V121H250ZM255 123V122H254ZM253 123V124H254ZM258 123V124H259ZM262 123V124H263ZM53 124V125H54ZM95 124V123H94ZM98 124V123H97ZM172 124V123H171ZM197 124V123H196ZM256 124H257V122H256ZM258 124H257V126H258ZM261 124V123H260ZM259 124V125H260ZM133 125V124H132ZM198 125V124H197ZM202 125V124H201ZM214 125V124H213ZM218 125V124H217ZM224 124H222L221 125V127L223 126ZM252 125V124H251ZM34 126V125H33ZM199 126V125H198ZM81 127V126H80ZM79 127V128H80ZM139 127V126H138ZM152 127V126H151ZM189 127V126H188ZM194 127H196V126H194ZM225 127V126H224ZM259 127V126H258ZM263 127V126H262ZM46 128V129H45ZM50 128V129H51ZM83 128V127H82ZM154 128H155V126H154ZM172 128V127H171ZM250 128V127H249ZM256 128V127H255ZM70 129V130H69ZM77 129V128H76ZM140 129H142V128H140ZM150 129L151 128H149V131H150ZM156 129V128H155ZM216 128H214V126H212V125H208V124H203L201 127H200V131L198 132V134L196 135V138H195V140H196V144H193V139H191L193 142H192V144H193V148L191 147V149L192 150H190L191 151V156L189 157V167L187 166V168H188V171H186V172H188V174L189 175H187V173H186V175L187 176H190V178H191V176L193 177V178H195L198 174H200L201 173V171H206V173H207V175H210L209 174V171H211V169H210V167H212V172L214 171L213 169V167L214 166H212V165H214L213 163H215V162H213V158H211L210 156H208V155H206V152L210 149H215V150H217V149H219L218 148V143H217V141H216V136H215V132L216 131H214ZM223 129V128H222ZM252 129V128H251ZM10 130V129H9ZM68 130H69V132H68ZM144 130V129H143ZM143 130H142V132H143ZM153 130V129H152ZM165 130V129H164ZM218 130H220L219 128H218ZM74 131V130H73ZM98 131V130H97ZM111 131H113V130H111ZM131 131V130H130ZM139 131V130H138ZM159 131V130H158ZM260 131V130H259ZM135 132H137V129H135ZM141 132V131H140ZM140 132H138L139 134H140ZM141 132V133H142ZM223 132V131H222ZM261 132V131H260ZM75 134L77 133V132H74ZM115 133V132H114ZM132 133V132H131ZM138 133H136V134H138ZM146 133H147V131H146ZM151 133V132H150ZM254 133V132H253ZM1 134V133H0ZM73 134V133H72ZM75 134H73V135H75ZM154 134V133H153ZM263 134H264V132H263ZM262 134V135H263ZM142 134H140V136H141ZM143 135H145L146 137H148L151 141L153 140V137H151V136H149V135H147V134H145V132H143ZM155 135V134H154ZM193 135V134H192ZM253 135V134H252ZM70 136H72V135H70ZM136 136V135H135ZM182 136V135H181ZM254 136V135H253ZM252 136V137H253ZM138 136H136V138H137ZM255 137V136H254ZM260 137V136H259ZM114 138V137H113ZM192 138H193V136H192ZM261 138H262V136H261ZM264 138V137H263ZM71 139V138H70ZM103 139V138H102ZM121 139V138H120ZM155 139V138H154ZM184 139V138H183ZM189 140V139H188ZM0 141H1V139H0ZM135 141V140H134ZM155 141V140H154ZM163 141V140H162ZM177 141V140H176ZM187 141V140H186ZM190 141V140H189ZM259 141V140H258ZM264 141V140H263ZM2 142V141H1ZM0 142V143H1ZM68 142V141H67ZM156 142V141H155ZM171 142V141H170ZM220 142V141H219ZM73 143V142H72ZM140 143V142H139ZM258 143V142H257ZM261 143H262V141H261ZM264 143V142H263ZM174 144V143H173ZM185 144V143H184ZM189 144V143H188ZM255 143H253V145H254ZM259 144V143H258ZM171 145V144H170ZM174 145H176V144H174ZM22 146V147H21ZM186 146H188L187 144H186ZM192 146V145H191ZM176 147V146H175ZM86 148V147H85ZM173 148V147H172ZM255 148V147H254ZM262 148H264L263 146H262ZM5 149V148H4ZM16 149V148H15ZM30 149V150H31ZM63 149H62V151H63ZM70 149V148H69ZM122 149V148H121ZM208 149V150H207ZM259 149V148H258ZM18 150V149H17ZM24 150V149H23ZM29 150V151H30ZM66 150V149H65ZM119 150V149H118ZM207 150V151H206ZM220 150H221V148H220ZM219 150V151H220ZM11 151V150H10ZM19 151V150H18ZM28 151V152H29ZM47 151V152H46ZM61 151V150H60ZM68 151V150H67ZM263 151H264V149H263ZM5 152H7L6 151V149H5ZM13 152H16V151H13ZM12 152V153H13ZM69 152V151H68ZM124 152V151H123ZM210 152V151H209ZM216 152H218V150L216 151ZM225 152V151H224ZM261 152H262V150H261ZM8 153V152H7ZM23 153V152H22ZM34 153V152H33ZM55 153V152H54ZM53 153V154H54ZM57 153V152H56ZM70 153V152H69ZM221 153H222V151H221ZM18 154V153H17ZM31 154V153H30ZM49 154V153H48ZM47 154V155H48ZM58 154H60L59 152H58ZM65 154V153H64ZM68 154V153H67ZM66 154V155H67ZM124 154V153H123ZM228 154V153H227ZM227 154H226V156H227ZM263 154H264V152H263ZM7 155V154H6ZM25 155V154H24ZM23 155V156H24ZM50 155V154H49ZM57 155V154H56ZM61 155V154H60ZM117 155V154H116ZM179 155V154H178ZM219 155V154H218ZM257 155H259V154H257ZM38 156V155H37ZM221 156V155H220ZM260 156V155H259ZM258 156V157H259ZM34 157V156H33ZM180 157V156H179ZM218 157V156H217ZM262 157H264V155L262 156ZM35 158V157H34ZM39 158V157H38ZM46 158H47V156H46ZM50 158H51V156H50ZM215 158V157H214ZM228 158V157H227ZM254 158V157H253ZM260 159H261V162H260V164L262 163V161H263V158H261V156L259 157ZM258 158V159H259ZM49 159V158H48ZM161 159V158H160ZM186 159H187V157H186ZM257 159V158H256ZM36 160V159H35ZM228 160H229V158H228ZM251 160V159H250ZM253 160V159H252ZM39 161H40V159H39ZM49 161V160H48ZM224 161V160H223ZM226 161V165H225V163H222V164H224L225 166H221V168H223L224 170H229V169H233V171L235 170L236 171V173H237V170L236 169H234V167H232V164H231V161L229 162V161H227V160H225ZM36 162H37V160H36ZM157 162V161H156ZM228 162V163H227ZM249 163V162H248ZM254 163H256V162H253V164ZM263 163H264V161H263ZM138 164V163H137ZM162 164V163H161ZM217 164H218V162H217ZM216 164V165H217ZM231 164V165H230ZM250 164H251V166H253L252 165V163L250 162ZM2 165V164H1ZM216 165H215V168H216ZM219 165H221L220 163H219ZM249 165V164H248ZM257 165H258V162H257ZM169 166V165H168ZM250 166V165H249ZM256 165H254V167H255ZM262 166H264L263 164H262ZM253 167V168H254ZM257 167V166H256ZM258 167H259V165H258ZM261 167V166H260ZM219 168V166L217 167V169ZM253 168H252V173L254 172V170H253ZM239 169V168H238ZM247 169L249 170L250 169V171H251V168L249 167H247ZM184 170V169H183ZM219 170V169H218ZM217 170V171H218ZM241 170V169H240ZM243 170V169H242ZM246 170V169H245ZM222 171V170H221ZM234 171V172H235ZM239 171V170H238ZM0 172H2V171H0ZM45 172V171H44ZM184 172V171H183ZM216 172V171H215ZM223 172V171H222ZM245 172V171H244ZM244 172H242V174L244 173ZM256 172V171H255ZM258 172V171H257ZM264 172V171H263ZM45 173H47V172H45ZM198 173V174H197ZM203 173V172H202ZM230 173V172H229ZM233 173V172H232ZM239 173V172H238ZM241 173V172H240ZM247 173V175L250 173L251 174V172H246ZM260 173H261V171H260ZM1 174V173H0ZM183 174H185V173H183ZM182 173H181V175H182V177H181V179L183 178V175ZM197 174V175H196ZM204 174V173H203ZM202 174V175H203ZM215 174V173H214ZM218 174V173H217ZM231 174V173H230ZM234 174V173H233ZM241 174V176H243ZM255 174H257V173H255ZM259 174V173H258ZM201 175V176H202ZM247 175H245V176H247ZM253 174H251V176H252ZM154 176V175H153ZM178 176H180V175H178ZM230 176V175H229ZM238 174H237V180L239 179V178H241L242 179V177H240L239 176V178H238ZM250 176V177H251ZM257 176V175H256ZM264 176V175H263ZM100 177H101V175H100ZM198 177H199V175H198ZM203 177H205V176H202V178ZM209 177V176H208ZM233 177V176H232ZM244 177V176H243ZM55 178V177H54ZM201 178V179H202ZM207 178V177H206ZM245 178V177H244ZM243 178V179H244ZM246 178H248V176L246 177ZM260 178H261V175H260ZM48 179V178H47ZM204 179V178H203ZM229 179V178H228ZM231 179V178H230ZM233 179H235V177L233 178ZM235 179V180H236ZM240 179V180H241ZM242 179V180H243ZM256 179H257V177H256ZM4 180V179H3ZM56 180H58V179H56ZM105 180V179H104ZM188 180V179H187ZM189 180H192V179H189ZM236 180V181H237ZM247 180V179H246ZM253 180V179H252ZM262 180V179H261ZM264 180V179H263ZM41 181V180H40ZM100 181V180H99ZM107 181V180H106ZM180 181V180H179ZM182 181V180H181ZM180 181V182H181ZM184 181V180H183ZM236 181H235V183H236ZM257 181V180H256ZM204 182H206L205 180H204ZM231 182V181H230ZM238 182H240V181H238ZM243 182V181H242ZM245 182H247V181H245ZM250 182V181H249ZM248 182V183H249ZM253 182H255V181H253ZM253 182H251V184L253 183ZM264 182V181H263ZM263 182H259V183H262L261 185H263ZM102 183V182H101ZM178 183V182H177ZM185 183V182H184ZM234 183V182H233ZM241 183V182H240ZM259 183L257 184L258 186H259ZM50 184V183H49ZM183 183L181 182V186L183 187V185H184V188L186 187L185 186V184H183ZM238 184V183H237ZM250 184V183H249ZM255 184V183H254ZM110 185V184H109ZM49 186V185H48ZM108 186V185H107ZM179 186V185H178ZM211 186V185H210ZM264 186V185H263ZM3 187V186H2ZM214 187V186H213ZM235 187V186H234ZM233 187V188H234ZM47 188V187H46ZM181 188V187H180ZM253 188V187H252ZM264 188V187H263ZM55 189V188H54ZM96 189V188H95ZM209 189V188H208ZM237 189V188H236ZM255 189V188H254ZM260 189H262V188H260ZM112 190V189H111ZM114 190V189H113ZM181 190V189H180ZM182 190H183V188H182ZM185 190V189H184ZM238 190V189H237ZM236 190V191H237ZM249 190V189H248ZM248 190H246V191H248ZM258 190H259V188H258ZM245 191V192H246ZM252 191H254V190H252ZM105 192V191H104ZM104 192H90L89 194H91L90 196H92L93 197V199L92 200H94V202L91 200V203H90V205L92 204L93 205V208H94V212H95V216L96 217H98L99 219H100V221H102L103 219H109L110 221L112 220L113 221V224L114 223H117L116 225H118V228H116V230L117 229H119V231H120V234H117V236L118 235H121V237L123 238V240H125V239H129L128 240V242L129 241H131V245H129V243H126V244H128L129 246H127L126 244H124V246H123V249L121 250V252H120V254L122 253V255L120 256V259H118V263H119V261L121 260H123V262H125L126 264H135V263H139V258H143L145 255H148V253H149V251H148V249L147 250H145V247H144V242H142V241H140V238H138L137 237V235L135 234V230H138V228L140 227V224L139 223H130V225H127V227H125L121 222H120V214L121 213H119V210H118V208H117V206H116V199H115V196H116V194H114V195H112L113 194V191H112V193H110V194H108V193H104ZM108 192H110V191H108ZM182 192H184V191H182ZM227 191H225V193H226ZM234 192V191H233ZM244 192V191H243ZM256 193H257V190L255 191ZM259 192V191H258ZM262 192V191H261ZM263 192H264V190H263ZM228 193V192H227ZM236 193H238V192H236ZM251 193V192H250ZM256 193L254 194V195H256ZM157 194V193H156ZM179 194V193H178ZM185 194V193H184ZM218 194V193H217ZM229 194V193H228ZM227 194V195H228ZM235 194V193H234ZM243 195L242 194V192L241 193H239V195ZM213 195V194H212ZM219 195V194H218ZM225 195V194H224ZM230 195V194H229ZM231 195H233V194H231ZM238 195V194H237ZM238 195V196H239ZM240 195V196H241ZM246 195V197H247V195L248 194H245ZM252 195V194H251ZM259 195V194H258ZM9 196V195H8ZM15 196V195H14ZM18 196V195H17ZM180 196V195H179ZM257 196V195H256ZM2 197V196H1ZM152 197V196H151ZM159 197V196H158ZM251 197H253L252 198V200L254 201V196H251ZM251 197H249V195H248V197L246 198V201H245V205H243V201H242V199L240 200L239 199V201L241 202H238L237 204H238V206H240V208H242V209H240V211H241V213L242 212H247V211H251V210H253V209H251V205H252V201H251ZM14 198V197H13ZM181 198V197H180ZM227 198V197H226ZM231 198V197H230ZM234 198V197H233ZM232 198V201L234 200ZM241 198V197H240ZM261 198V197H260ZM263 198V197H262ZM182 199V198H181ZM224 199V198H223ZM229 199V198H228ZM227 199V200H228ZM236 199V198H235ZM255 199H257V197L255 198ZM14 200V199H13ZM16 200H17V197H16ZM80 200V199H79ZM145 200H148V199H145ZM153 200V199H152ZM222 200V199H221ZM6 201V200H5ZM144 201V200H143ZM150 201V200H149ZM149 201H145V202H141L140 203V205L138 206L139 208H140V211L141 212H143V211H147V207H148V203H149ZM219 201V200H218ZM237 201H238V199H237ZM236 201V202H237ZM256 201V200H255ZM264 201V200H263ZM259 202H261V201H259ZM78 203H79V201H78ZM82 203V202H81ZM157 203V202H156ZM178 203V202H177ZM180 203H181V201H180ZM186 203V202H185ZM219 203H221V202H219ZM228 204H229V202H227ZM235 203V202H234ZM264 203V202H263ZM86 204V203H85ZM136 204V203H135ZM153 204V203H152ZM227 204V205H228ZM231 204V203H230ZM236 204V203H235ZM257 204V203H256ZM262 204V203H261ZM261 204H259V205H261ZM89 205V204H88ZM182 205V204H181ZM184 205V204H183ZM222 205H224V204H222ZM73 206V205H72ZM187 206V205H186ZM233 206V205H232ZM256 206V205H255ZM263 206V205H262ZM135 207V206H134ZM137 207V208H138ZM227 207V206H226ZM229 207V206H228ZM235 207V206H234ZM256 208V207H255ZM260 208V207H259ZM230 209H231V207H230ZM79 210H81V209H79ZM238 210V209H237ZM261 210H263V209H261ZM260 210V211H261ZM93 211V210H92ZM138 211V210H137ZM145 211V212H146ZM232 211V210H231ZM253 211H255V210H253ZM253 211H252V213H253ZM81 212V211H80ZM229 212H230V210H229ZM233 212V211H232ZM235 212V211H234ZM237 212V211H236ZM256 212V211H255ZM254 212V213H255ZM258 212V211H257ZM225 213V212H224ZM248 213V212H247ZM250 213V212H249ZM249 213L247 214V216L249 215ZM258 213H260V212H258ZM258 213H257V215H258ZM264 213V212H263ZM145 214V213H144ZM236 214V213H235ZM262 214V213H261ZM252 215V214H251ZM250 215V216H251ZM254 215H256V213L254 214ZM240 216V215H239ZM244 216V215H243ZM246 216V217H247ZM262 216V215H261ZM264 216V215H263ZM47 217V216H46ZM45 217V218H46ZM237 217V216H236ZM240 217H242V216H240ZM246 217L244 216L243 218H244V221H245V219H246ZM252 217H253V215H252ZM255 217V216H254ZM259 217V216H258ZM49 218V217H48ZM47 218V219H48ZM98 218H97V221H98ZM122 218V217H121ZM146 218V217H145ZM232 218V217H231ZM242 218V219H243ZM248 218V217H247ZM251 218V217H250ZM262 218V217H261ZM230 219V218H229ZM51 220V219H50ZM50 220L47 222V223H49V225H50ZM89 220V219H88ZM238 220V219H237ZM247 220V219H246ZM251 220V219H250ZM262 220V219H261ZM261 220H259V221H261ZM264 220V219H263ZM45 221V220H44ZM43 221V222H44ZM53 221V220H52ZM122 221V220H121ZM229 221H231V220H229ZM244 221L243 220H241L240 221V219H239V222L238 223H240L239 225L240 226H242V227H245V224L246 223H244ZM254 221V220H253ZM103 222H104V220H103ZM235 222V221H234ZM257 222V221H256ZM54 223L55 222H53L51 225H50V227L53 229H51L53 232H57V230H60V228L59 229H57L56 227H58V226H56V225H54ZM100 223V222H99ZM108 223V222H107ZM110 223V222H109ZM145 223V222H144ZM233 223V222H232ZM247 223H248V220H247ZM258 223V222H257ZM97 224V223H96ZM96 224H94V225H96ZM111 224V223H110ZM234 224V223H233ZM259 224V223H258ZM264 224V223H263ZM48 225V226H49ZM98 225V224H97ZM103 225V224H102ZM112 225V224H111ZM111 225H109L110 227H111ZM234 225H237V226H239L237 223H235ZM249 225V224H248ZM251 225V224H250ZM249 225V226H250ZM41 226V225H40ZM40 226H39V228H37L38 230V232H40L39 230H41V232H42V229H40ZM46 226H47V224H46ZM114 226V225H113ZM254 226V225H253ZM36 227H38L37 225H36ZM101 227V226H100ZM117 227V226H116ZM143 227V226H142ZM186 227V226H185ZM242 227H241V230L239 229V233H240V231H242V230H244V229H242ZM34 229H35V227H33ZM47 228V227H46ZM45 228V229H46ZM246 228H248V226L246 227ZM263 228V227H262ZM44 229V230H45ZM102 229V228H101ZM111 229V228H110ZM141 229V228H140ZM229 229V228H228ZM231 229V228H230ZM234 229V228H233ZM43 230V231H44ZM47 230V229H46ZM50 229H49V231L47 232V236L48 235H50L51 234V231ZM103 230V229H102ZM115 230V231H116ZM184 230V229H183ZM61 231V230H60ZM113 231H114V229H113ZM118 231V232H119ZM191 231V230H190ZM229 231V230H228ZM249 231V230H248ZM261 231V230H260ZM45 232V231H44ZM102 233L104 232V230L103 231H101ZM106 232V231H105ZM138 232V231H137ZM136 232V233H137ZM171 232V231H170ZM221 232V231H220ZM230 232V231H229ZM232 232V231H231ZM234 232H236L237 233V231H235L234 230ZM247 232V231H246ZM251 232V231H250ZM36 233V232H35ZM43 233V232H42ZM46 233V232H45ZM58 233V232H57ZM56 233V234H57ZM64 233V232H63ZM68 233H70V232H68ZM109 233V232H108ZM233 233V232H232ZM39 234V233H38ZM41 234V233H40ZM55 234V233H54ZM111 234V233H110ZM113 234V233H112ZM115 234V233H114ZM138 234V233H137ZM42 235V234H41ZM62 235V234H61ZM60 235V236H61ZM106 236L108 235V234H105ZM237 235H239V234H237ZM244 235V234H243ZM44 236V235H43ZM72 236V235H71ZM103 236V235H102ZM116 236V235H115ZM115 236H114V238H115ZM165 236V235H164ZM225 236V235H224ZM234 235L233 234H230V237H233ZM46 237V236H45ZM44 237V238H45ZM51 237V236H50ZM82 237V236H81ZM80 237V238H81ZM86 237V236H85ZM183 237V236H182ZM181 237V238H182ZM227 237V236H226ZM237 237V236H236ZM235 237V238H236ZM49 238V237H48ZM87 238V237H86ZM234 238V239H235ZM58 239H60V238H58ZM71 239V238H70ZM89 239V238H88ZM119 239V238H118ZM167 239V238H166ZM170 239V238H169ZM225 239V238H224ZM68 240H69V238H68ZM111 240H112V237H111ZM138 240V241H137ZM171 240V239H170ZM173 240V239H172ZM178 240V239H177ZM59 241V240H58ZM78 241H80V240H78ZM108 241V240H107ZM116 241V240H115ZM114 241V242H115ZM153 241V240H152ZM49 242V241H48ZM118 242V241H117ZM157 242V241H156ZM182 242V241H181ZM234 242V241H233ZM49 244V243H48ZM54 244V243H53ZM59 244H61V243H59ZM117 244H119V243H117ZM151 244V243H150ZM158 244V243H157ZM176 244V243H175ZM229 244V243H228ZM107 245V244H106ZM109 245V244H108ZM123 245V244H122ZM126 245V246H125ZM147 245V244H146ZM40 246V245H39ZM89 246V245H88ZM94 246V245H93ZM119 246H121L120 244H119ZM153 246V245H152ZM158 246V245H157ZM156 246V247H157ZM167 246V245H166ZM172 246V245H171ZM38 247V246H37ZM51 247V246H50ZM122 247V246H121ZM169 247V246H168ZM91 248V247H90ZM109 248V247H108ZM115 248V247H114ZM160 248H161V246H160ZM76 249H78V248H76ZM119 249V248H118ZM154 249V248H153ZM179 249V248H178ZM40 250V249H39ZM49 250H51V249H49ZM85 250V249H84ZM96 250V249H95ZM105 250V249H104ZM53 251V250H52ZM114 251H115V249H114ZM118 251V250H117ZM165 251V250H164ZM171 251V250H170ZM42 252V251H41ZM58 252V251H57ZM86 252V251H85ZM156 252V251H155ZM51 253H53V252H51ZM63 253V252H62ZM105 253V252H104ZM154 253V252H153ZM164 253V252H163ZM162 253V254H163ZM186 253V252H185ZM34 254V253H33ZM36 254V253H35ZM82 254H84V253H82ZM111 254V253H110ZM158 254V253H157ZM262 254V253H261ZM32 255V254H31ZM93 255V254H92ZM104 255V254H103ZM105 255H107V254H105ZM1 256V255H0ZM15 256H17V255H15ZM53 256V255H52ZM3 257V256H2ZM90 257V256H89ZM95 257H97V256H95ZM149 257V256H148ZM11 258V257H10ZM59 258V257H58ZM12 259V258H11ZM23 259H25V258H23ZM73 258H71V260H72ZM139 259V260H138ZM26 260H27V258H26ZM81 260V259H80ZM115 260V259H114ZM138 260V262H136ZM67 261V260H66ZM116 261V260H115ZM114 261V262H115ZM120 261V262H121ZM143 261V260H142ZM79 262V261H78ZM117 263V264H118ZM122 264V263H121ZM144 264V263H143Z\"/></svg>",
  "mask_w": 264,
  "mask_h": 264
}]
</instances>
